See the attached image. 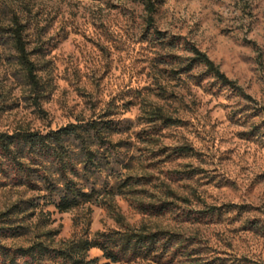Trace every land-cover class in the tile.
Instances as JSON below:
<instances>
[{
  "label": "rangeland",
  "instance_id": "1",
  "mask_svg": "<svg viewBox=\"0 0 264 264\" xmlns=\"http://www.w3.org/2000/svg\"><path fill=\"white\" fill-rule=\"evenodd\" d=\"M14 20L39 92L18 63ZM192 46L237 89L189 71ZM80 122L113 128L92 147L101 167L84 208L43 206L49 195L0 158V214L40 205L19 217L31 234L16 243L136 231L163 234L158 252L118 264H264V0H0V132ZM89 257L108 263L98 249Z\"/></svg>",
  "mask_w": 264,
  "mask_h": 264
},
{
  "label": "trees",
  "instance_id": "2",
  "mask_svg": "<svg viewBox=\"0 0 264 264\" xmlns=\"http://www.w3.org/2000/svg\"><path fill=\"white\" fill-rule=\"evenodd\" d=\"M146 10L152 18L155 8L147 2ZM24 33L25 27L19 20H14L8 34L13 41L18 63L25 71L30 88L39 92L37 70L30 60ZM189 52L193 56L189 71L201 65L223 85L236 88V84L205 53L194 46ZM111 130V122L103 126L80 122L47 134L0 132V158L22 174L21 185L30 191L49 195L48 200L43 197L47 200L43 206H53L60 214L68 213L93 202L96 191L88 187L89 173L92 170L99 172L101 162L92 147L99 146L100 149L105 143H110L106 133ZM39 207L37 200L30 199L0 214V264H99L98 259L89 257L93 249L102 252L107 264H118L155 257L153 255L158 252L157 247L163 236L159 233L125 231L97 233L90 237L89 228H86L80 237L58 244L55 238L59 232L56 231L38 234L26 245L16 243L31 234L29 228L23 226V218L19 220V217L25 211H35ZM90 217L91 211L88 209V224Z\"/></svg>",
  "mask_w": 264,
  "mask_h": 264
}]
</instances>
